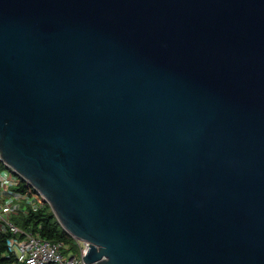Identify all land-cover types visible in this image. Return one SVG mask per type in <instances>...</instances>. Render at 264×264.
I'll return each instance as SVG.
<instances>
[{"label":"water","instance_id":"1","mask_svg":"<svg viewBox=\"0 0 264 264\" xmlns=\"http://www.w3.org/2000/svg\"><path fill=\"white\" fill-rule=\"evenodd\" d=\"M0 155L84 264H264V0H0Z\"/></svg>","mask_w":264,"mask_h":264},{"label":"built area","instance_id":"2","mask_svg":"<svg viewBox=\"0 0 264 264\" xmlns=\"http://www.w3.org/2000/svg\"><path fill=\"white\" fill-rule=\"evenodd\" d=\"M34 193H30L27 186ZM49 206L35 190L0 155V262L4 264H84L88 244L76 240L77 252L63 243H53L33 231L22 228L19 221Z\"/></svg>","mask_w":264,"mask_h":264},{"label":"trees","instance_id":"3","mask_svg":"<svg viewBox=\"0 0 264 264\" xmlns=\"http://www.w3.org/2000/svg\"><path fill=\"white\" fill-rule=\"evenodd\" d=\"M27 189L30 190V193H34L29 185ZM19 225L24 229L33 231L41 238L50 242L63 243L71 247L76 245V240L61 227L50 206H47L39 212L30 213L27 218L19 221ZM3 250L4 247H0V252ZM0 264H4V262L2 261Z\"/></svg>","mask_w":264,"mask_h":264},{"label":"rangeland","instance_id":"4","mask_svg":"<svg viewBox=\"0 0 264 264\" xmlns=\"http://www.w3.org/2000/svg\"><path fill=\"white\" fill-rule=\"evenodd\" d=\"M71 250H74L75 252H77L76 246H74Z\"/></svg>","mask_w":264,"mask_h":264}]
</instances>
